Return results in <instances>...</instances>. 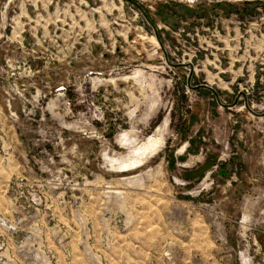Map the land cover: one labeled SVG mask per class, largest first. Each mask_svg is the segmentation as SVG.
I'll return each instance as SVG.
<instances>
[{
	"label": "rangeland",
	"instance_id": "obj_1",
	"mask_svg": "<svg viewBox=\"0 0 264 264\" xmlns=\"http://www.w3.org/2000/svg\"><path fill=\"white\" fill-rule=\"evenodd\" d=\"M133 1L0 0V264H264V0Z\"/></svg>",
	"mask_w": 264,
	"mask_h": 264
},
{
	"label": "water",
	"instance_id": "obj_2",
	"mask_svg": "<svg viewBox=\"0 0 264 264\" xmlns=\"http://www.w3.org/2000/svg\"><path fill=\"white\" fill-rule=\"evenodd\" d=\"M220 174H222V176H225L227 174V171L221 170Z\"/></svg>",
	"mask_w": 264,
	"mask_h": 264
},
{
	"label": "trees",
	"instance_id": "obj_3",
	"mask_svg": "<svg viewBox=\"0 0 264 264\" xmlns=\"http://www.w3.org/2000/svg\"><path fill=\"white\" fill-rule=\"evenodd\" d=\"M133 1V0H132ZM134 3H136L135 1H133Z\"/></svg>",
	"mask_w": 264,
	"mask_h": 264
}]
</instances>
